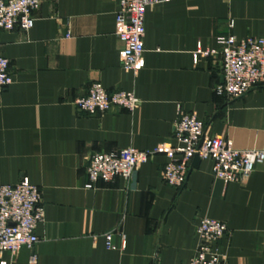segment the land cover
Returning <instances> with one entry per match:
<instances>
[{
  "label": "crops",
  "instance_id": "crops-1",
  "mask_svg": "<svg viewBox=\"0 0 264 264\" xmlns=\"http://www.w3.org/2000/svg\"><path fill=\"white\" fill-rule=\"evenodd\" d=\"M118 0L44 1L34 28L0 31L14 83L0 94V185L24 178L42 193L44 219L34 250L0 255V264H187L203 245L204 218L227 224L215 245L222 264H264V162L245 182L216 179L210 161L192 162L181 190L165 184L168 159L156 155L130 179L87 189L95 153L152 150L173 137L180 110L237 150L264 151V86L230 99L219 37L264 38V0H163L146 15L145 65L120 64ZM93 83L134 94L133 113L79 112ZM112 235L117 250L107 246ZM123 236L126 246L122 249Z\"/></svg>",
  "mask_w": 264,
  "mask_h": 264
},
{
  "label": "built area",
  "instance_id": "built-area-1",
  "mask_svg": "<svg viewBox=\"0 0 264 264\" xmlns=\"http://www.w3.org/2000/svg\"><path fill=\"white\" fill-rule=\"evenodd\" d=\"M44 1L55 0H0V31L20 30L30 32L35 25V12ZM163 0H118L116 13L117 37L123 45L120 64L135 75L144 68L146 15L149 7ZM218 51H198L196 59L217 56L222 58L224 83L215 88L219 95L230 99L241 98L264 86V38L234 36L219 37ZM14 83L10 61L0 52V94ZM79 112L104 115L112 110L135 112L141 101L123 90L110 92L102 84L93 83L85 96L74 101ZM173 137L178 145L164 142L152 150L140 151L127 148L113 153H95L86 168L87 189H94L99 182H112L117 178L130 179L144 164L162 154L169 161L163 172L166 185L181 190L187 183L193 160L211 162L212 175L226 183L244 184L256 166L264 162L262 150H237L222 136H211L208 126L194 113L180 110L174 124ZM40 188L24 178L16 185H0V255L16 256L23 248L34 250L39 242L36 230L44 219ZM203 245L187 264H222L215 245L228 234L226 223L204 218L197 226ZM108 235L110 250L118 248ZM122 249L126 246L122 238ZM32 255L30 264H37Z\"/></svg>",
  "mask_w": 264,
  "mask_h": 264
},
{
  "label": "water",
  "instance_id": "water-1",
  "mask_svg": "<svg viewBox=\"0 0 264 264\" xmlns=\"http://www.w3.org/2000/svg\"><path fill=\"white\" fill-rule=\"evenodd\" d=\"M200 161H201V160H200L198 157H196V158L194 159V166H195L196 164H198ZM194 166H192V168H194Z\"/></svg>",
  "mask_w": 264,
  "mask_h": 264
}]
</instances>
